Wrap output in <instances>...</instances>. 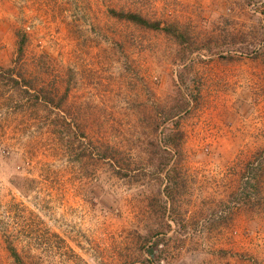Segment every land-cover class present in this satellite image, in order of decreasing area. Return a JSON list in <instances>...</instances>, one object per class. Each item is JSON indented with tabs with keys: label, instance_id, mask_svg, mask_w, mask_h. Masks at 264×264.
<instances>
[{
	"label": "rangeland",
	"instance_id": "374dc122",
	"mask_svg": "<svg viewBox=\"0 0 264 264\" xmlns=\"http://www.w3.org/2000/svg\"><path fill=\"white\" fill-rule=\"evenodd\" d=\"M11 65L0 264H264V0H0Z\"/></svg>",
	"mask_w": 264,
	"mask_h": 264
},
{
	"label": "trees",
	"instance_id": "16d2710c",
	"mask_svg": "<svg viewBox=\"0 0 264 264\" xmlns=\"http://www.w3.org/2000/svg\"><path fill=\"white\" fill-rule=\"evenodd\" d=\"M120 17H124L130 21H133L137 24H143L152 28H161V23L159 21H150L149 19L145 18L141 14H138L136 12H128L123 13L121 12ZM22 41V40H21ZM24 54V43L23 41L19 43V55L20 57L15 60V62L19 61L21 57ZM49 84H38L36 83V79L34 78H28L24 75V73L20 70H18L17 66H9V67H3L0 66V90H6L5 92H8L9 90L11 92L20 93L22 99L27 98L25 101H16V107H24V105H37V106H52V107H60L62 105V99L61 101H56V97L53 94L48 93L47 90H53V88L49 87ZM67 92H64V97H66ZM31 97V99H29ZM29 99V100H28ZM10 101V97H8V102ZM23 102H26L23 104ZM9 106V103L6 104ZM13 255L16 256V258L19 257L18 252L15 250L13 251Z\"/></svg>",
	"mask_w": 264,
	"mask_h": 264
}]
</instances>
